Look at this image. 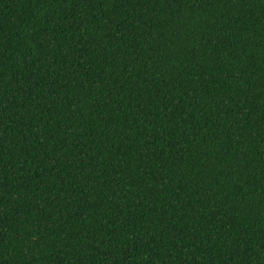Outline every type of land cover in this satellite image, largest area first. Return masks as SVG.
I'll use <instances>...</instances> for the list:
<instances>
[{"label":"trees","instance_id":"trees-1","mask_svg":"<svg viewBox=\"0 0 264 264\" xmlns=\"http://www.w3.org/2000/svg\"><path fill=\"white\" fill-rule=\"evenodd\" d=\"M0 264H264V0H0Z\"/></svg>","mask_w":264,"mask_h":264}]
</instances>
